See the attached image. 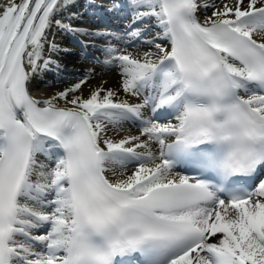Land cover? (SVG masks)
Listing matches in <instances>:
<instances>
[{
  "label": "snow or ice",
  "instance_id": "snow-or-ice-1",
  "mask_svg": "<svg viewBox=\"0 0 264 264\" xmlns=\"http://www.w3.org/2000/svg\"><path fill=\"white\" fill-rule=\"evenodd\" d=\"M73 4L0 0V264H264V0Z\"/></svg>",
  "mask_w": 264,
  "mask_h": 264
},
{
  "label": "bare ground",
  "instance_id": "bare-ground-1",
  "mask_svg": "<svg viewBox=\"0 0 264 264\" xmlns=\"http://www.w3.org/2000/svg\"><path fill=\"white\" fill-rule=\"evenodd\" d=\"M79 1H82L84 2V6H83V9H82V5H81V11H79V8L77 7L78 4H79ZM86 3H85V0H74V4L71 8L68 9L69 12H75V13H78L80 14L79 15V19L73 21V22H77L76 24L81 26V27H88L90 28L89 26H91L90 24L92 22H89V19L91 18L92 15H90V11L94 10L95 9V6H91V4L85 6ZM92 14V13H91ZM115 18L118 17V14L116 16H114ZM117 20L119 18H116ZM88 21V22H87ZM87 23V24H85ZM96 25V24H95ZM92 29V28H91ZM69 37L66 36V37H57L58 41L63 44L64 46L68 47L66 45V40L68 39ZM80 50H82V47H80ZM82 52V51H81ZM87 56H90L89 54H86ZM100 56V55H99ZM64 61V68L66 67H70V70H67V69H64V71L61 73V76L59 77L60 79V83H54L53 87H50V88H47V89H44L45 92H53V91H56V90H60V89H63L64 87L67 86L68 83H71V82H74L80 73L84 72L85 69L89 68V67H95L97 72H100L101 71V68L99 65H93L90 60H86V59H82L81 58V53L76 52L74 50H72V52L68 55H66L62 62ZM71 75V79H69L68 81H66L65 83L63 82L64 79H66L67 77L64 78V75ZM74 77V78H73ZM46 80L48 81H54L56 78L53 77V75L50 73L46 76L45 78ZM102 79H106L108 80V84L106 85V87H115L116 86V83H117V77H116V73L114 72H109V73H106L104 75H101V76H97L95 78V80L92 81V83L95 85V84H99V82L102 80ZM37 89H42L44 88V81H40L37 85H36Z\"/></svg>",
  "mask_w": 264,
  "mask_h": 264
},
{
  "label": "rangeland",
  "instance_id": "rangeland-1",
  "mask_svg": "<svg viewBox=\"0 0 264 264\" xmlns=\"http://www.w3.org/2000/svg\"><path fill=\"white\" fill-rule=\"evenodd\" d=\"M71 66H69V67H66V68H70ZM69 77H67L66 79H64V83L66 82V81H68V79H71L72 77H71V75H68ZM74 78V77H73Z\"/></svg>",
  "mask_w": 264,
  "mask_h": 264
}]
</instances>
